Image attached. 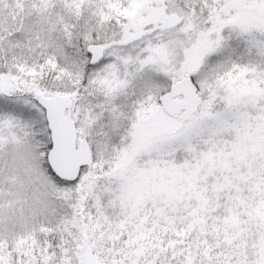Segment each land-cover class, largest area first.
Wrapping results in <instances>:
<instances>
[{"label":"snow or ice","instance_id":"obj_1","mask_svg":"<svg viewBox=\"0 0 264 264\" xmlns=\"http://www.w3.org/2000/svg\"><path fill=\"white\" fill-rule=\"evenodd\" d=\"M0 264H264V0H0Z\"/></svg>","mask_w":264,"mask_h":264}]
</instances>
